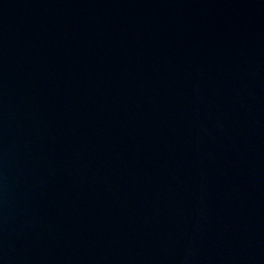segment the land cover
Segmentation results:
<instances>
[{"label":"water","instance_id":"water-1","mask_svg":"<svg viewBox=\"0 0 264 264\" xmlns=\"http://www.w3.org/2000/svg\"><path fill=\"white\" fill-rule=\"evenodd\" d=\"M0 264H264V0H0Z\"/></svg>","mask_w":264,"mask_h":264}]
</instances>
